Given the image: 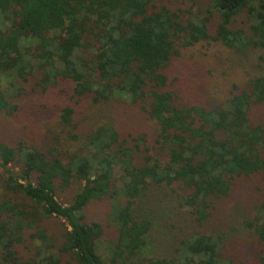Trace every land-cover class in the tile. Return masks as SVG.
<instances>
[{"label": "trees", "instance_id": "1", "mask_svg": "<svg viewBox=\"0 0 264 264\" xmlns=\"http://www.w3.org/2000/svg\"><path fill=\"white\" fill-rule=\"evenodd\" d=\"M205 8L197 0H0V114L22 112L29 88L66 80L72 105L123 99L154 123L152 132L124 133L110 113L75 120L71 105L59 115L67 149L60 136L46 150L0 139V264H61L65 255L75 264H226L224 237L206 227L238 179L264 177V73L206 107L179 102L169 70L180 49L203 42L236 54L264 49V0ZM77 183L61 202L58 192ZM105 200L115 231L107 246L104 223L85 213ZM260 201L248 224L264 244ZM52 219L63 223L58 236L45 227ZM166 232L168 249L157 236ZM30 239L24 260L17 248Z\"/></svg>", "mask_w": 264, "mask_h": 264}, {"label": "rangeland", "instance_id": "2", "mask_svg": "<svg viewBox=\"0 0 264 264\" xmlns=\"http://www.w3.org/2000/svg\"><path fill=\"white\" fill-rule=\"evenodd\" d=\"M211 0H197L200 7L206 9ZM181 54L172 61L169 75L177 99L181 103L200 104L206 107L221 105L231 96L235 85L245 87L247 79L264 73V49H252L247 54H236L232 49L219 42H203L188 49H180ZM29 88V87H28ZM72 86L62 80L47 91H36L29 88L27 104L22 105V112L11 116L0 114V139L11 144H30L41 150H46L58 144L56 136H60L66 149L71 147V141L66 138L63 126L59 122L62 108L72 105ZM29 99V101H28ZM120 99L113 105L102 107L92 106L86 109L89 100L78 105H72L76 110V119H82L83 114L95 119L99 114L110 113L116 125L124 133L151 131L154 123L134 106ZM114 106V111L111 107ZM264 117V107L259 109ZM116 118V119H115ZM91 120V119H90ZM76 121V122H77ZM229 199L219 204L217 214L211 219L206 231L221 232L225 248L222 253L226 264H261L260 257L264 253V244L248 223L253 221L259 212L260 200L264 195V177L255 175L236 181ZM74 185L67 192H58V199L69 202L81 184ZM109 202L94 201L85 210L88 221L99 220L106 228L103 246L114 240L115 231L108 223ZM45 227L50 234L58 236L63 227L58 219L46 220ZM158 242L168 249L174 241L171 233H158ZM156 234L154 241L157 240ZM108 240V241H107ZM171 247V246H170ZM169 247V248H170ZM35 244L33 239L18 246V253L24 260L31 257ZM61 264H75L71 256L62 257Z\"/></svg>", "mask_w": 264, "mask_h": 264}]
</instances>
